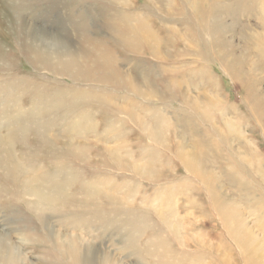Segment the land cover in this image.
<instances>
[{
  "label": "rangeland",
  "instance_id": "374dc122",
  "mask_svg": "<svg viewBox=\"0 0 264 264\" xmlns=\"http://www.w3.org/2000/svg\"><path fill=\"white\" fill-rule=\"evenodd\" d=\"M0 239V264H264V0H0Z\"/></svg>",
  "mask_w": 264,
  "mask_h": 264
},
{
  "label": "bare ground",
  "instance_id": "6f19581e",
  "mask_svg": "<svg viewBox=\"0 0 264 264\" xmlns=\"http://www.w3.org/2000/svg\"><path fill=\"white\" fill-rule=\"evenodd\" d=\"M218 40L220 41V39H218ZM35 42L40 44L39 47L41 49H39V50L37 49V47L35 46L36 45ZM35 42L31 41V44H29L28 49L32 52V54L35 56V58L38 61L44 62V64L46 66H48L49 68H52L53 70H57L59 72L61 71V73L73 75V76H79L81 74V72L83 71L82 70L83 66L79 62V60L77 59L76 54L72 53V51L70 52L67 49L62 48L61 44H59L58 42H57V44H54L53 42L49 43L48 40H42L40 38H39V40H36ZM224 42H227V41L224 40ZM252 44L254 45V43H252ZM251 46L252 45H250V47ZM220 47H221V44H220ZM214 48H217V47H214ZM252 48H253V46H252ZM248 49H250V48H248ZM221 50H223V49H221ZM38 182H39V180L37 181V184H38ZM35 184L36 183H34L33 180H29V183H28L29 191L36 192V193L41 192V189H38L35 186ZM2 241L3 240L0 239L1 248L3 249L5 247H8L6 242H2ZM62 248L64 249L65 254L71 256V259H72L71 261L73 262V264H84V262L85 263H90V262L93 263L92 260H94V259H93L92 255H93L94 251L92 249H88L87 251L85 250V252L83 254H81L79 252V250L77 249V244L74 242H67L62 246ZM10 251L12 252L11 249H10ZM13 256H14V253H12V257ZM101 264H108V263L106 261H104Z\"/></svg>",
  "mask_w": 264,
  "mask_h": 264
}]
</instances>
